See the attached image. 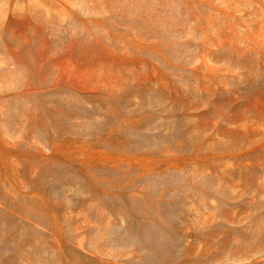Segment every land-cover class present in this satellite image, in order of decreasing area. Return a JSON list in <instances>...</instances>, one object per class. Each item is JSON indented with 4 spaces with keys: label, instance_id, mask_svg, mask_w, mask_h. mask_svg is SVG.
<instances>
[{
    "label": "rangeland",
    "instance_id": "obj_1",
    "mask_svg": "<svg viewBox=\"0 0 264 264\" xmlns=\"http://www.w3.org/2000/svg\"><path fill=\"white\" fill-rule=\"evenodd\" d=\"M0 264H264V0H0Z\"/></svg>",
    "mask_w": 264,
    "mask_h": 264
}]
</instances>
